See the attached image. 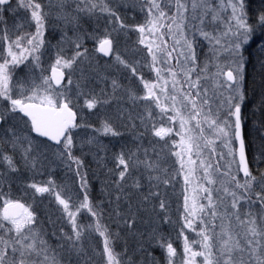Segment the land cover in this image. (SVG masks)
Returning a JSON list of instances; mask_svg holds the SVG:
<instances>
[{"label":"snow or ice","instance_id":"6c2138e0","mask_svg":"<svg viewBox=\"0 0 264 264\" xmlns=\"http://www.w3.org/2000/svg\"><path fill=\"white\" fill-rule=\"evenodd\" d=\"M257 33L249 0H0V264H264Z\"/></svg>","mask_w":264,"mask_h":264},{"label":"trees","instance_id":"16d2710c","mask_svg":"<svg viewBox=\"0 0 264 264\" xmlns=\"http://www.w3.org/2000/svg\"><path fill=\"white\" fill-rule=\"evenodd\" d=\"M54 2V0H53ZM264 0H249V6L252 11L258 9ZM55 13L56 9H52ZM133 13L129 10V20H131ZM136 15H139L136 13ZM89 27V24L85 25ZM90 28V27H89ZM122 42H123V38ZM135 36L131 38L134 41ZM264 44V40L260 39L259 33L256 34L254 41L249 45H246L245 57H246V101L243 105L244 115V135L246 138V145L249 146L250 159L253 172L256 173L257 168H264V161L257 160L256 157L259 153L261 143L264 142V67H262V61H264V53L261 52V45ZM91 48L92 44H88ZM60 179H64L62 173H57ZM90 180L93 187L92 195L95 197L99 194L100 186L103 179V174L97 172L96 175H91ZM37 179H41L38 177ZM165 230L168 231V226L165 225ZM175 234H173L174 236ZM174 246L178 247V251L182 254V246L180 241H176ZM159 255V251H157Z\"/></svg>","mask_w":264,"mask_h":264},{"label":"rangeland","instance_id":"374dc122","mask_svg":"<svg viewBox=\"0 0 264 264\" xmlns=\"http://www.w3.org/2000/svg\"><path fill=\"white\" fill-rule=\"evenodd\" d=\"M53 22H55V21L53 20ZM89 27H91V24H89ZM88 44H92V42L91 41H88ZM189 235H192V234H189Z\"/></svg>","mask_w":264,"mask_h":264}]
</instances>
